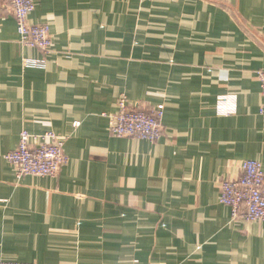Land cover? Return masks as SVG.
Returning a JSON list of instances; mask_svg holds the SVG:
<instances>
[{
  "label": "crops",
  "instance_id": "obj_1",
  "mask_svg": "<svg viewBox=\"0 0 264 264\" xmlns=\"http://www.w3.org/2000/svg\"><path fill=\"white\" fill-rule=\"evenodd\" d=\"M35 2L48 55L0 7V262L264 264V222L219 199L244 161L264 167V0ZM122 94L164 106L157 142L110 134ZM228 94L238 113L219 117ZM24 130L65 139L57 178L5 159Z\"/></svg>",
  "mask_w": 264,
  "mask_h": 264
},
{
  "label": "built area",
  "instance_id": "obj_2",
  "mask_svg": "<svg viewBox=\"0 0 264 264\" xmlns=\"http://www.w3.org/2000/svg\"><path fill=\"white\" fill-rule=\"evenodd\" d=\"M12 7L17 23L19 42L24 47L51 52L53 40L48 23L33 24L30 16L35 11V0H0ZM261 94L264 96V70L258 72ZM219 117H231L238 113V97L221 95L217 99ZM109 132L116 138H131L157 142L163 134L164 106L152 111L132 106L126 94L119 97L116 113L106 115ZM80 126V123H75ZM65 139L53 131L34 135L22 131L18 147L5 159L15 167L19 178L25 176L57 178L68 162L64 151ZM220 203L231 209L234 220L264 222V167L256 160L244 161L241 175L221 182ZM0 264H25L0 262ZM35 264V263H33Z\"/></svg>",
  "mask_w": 264,
  "mask_h": 264
}]
</instances>
